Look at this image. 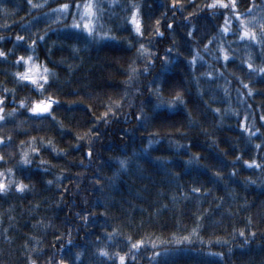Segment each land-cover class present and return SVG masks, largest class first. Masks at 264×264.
Here are the masks:
<instances>
[{
    "label": "trees",
    "instance_id": "16d2710c",
    "mask_svg": "<svg viewBox=\"0 0 264 264\" xmlns=\"http://www.w3.org/2000/svg\"><path fill=\"white\" fill-rule=\"evenodd\" d=\"M65 2L0 0V264H264V37L235 15L264 0H96L108 36L50 19ZM18 56L49 113L17 103L40 98Z\"/></svg>",
    "mask_w": 264,
    "mask_h": 264
},
{
    "label": "snow or ice",
    "instance_id": "6c2138e0",
    "mask_svg": "<svg viewBox=\"0 0 264 264\" xmlns=\"http://www.w3.org/2000/svg\"><path fill=\"white\" fill-rule=\"evenodd\" d=\"M75 2V6L73 7L69 2L65 3H61L59 5L56 6V11L60 14V15H67L69 11H71L72 13V21H71V27L74 28H83L84 31H86L87 33H89L90 35H95V36H108L110 33L107 31L104 32H97L96 28H97V20H98V13L102 12V9L99 6V3L96 2V0H84V3L81 4V0H74ZM109 4L113 3V0H108ZM28 3L31 7H37V5H32V0H28ZM214 3L220 4L221 6L224 5V0H214ZM138 7L139 5H132V11H131V15L128 17V19L131 21V23L134 26V29L137 33H140L141 29H140V21L138 19ZM209 7H212V5L210 4ZM231 7L235 8L236 7V3L235 0H231ZM251 7V5H250ZM51 11V10H50ZM77 13H79V17H77ZM235 15L237 17L241 16V13L236 12ZM59 18V16H58ZM80 21H83V24L81 25ZM226 22H229L227 20L226 17ZM240 23L243 25L244 21L243 19L240 20ZM221 27H223V25H221ZM261 36L264 37V24L261 25ZM226 32L228 31L227 28L224 29ZM189 35H191V33H189ZM240 35L242 37H250L251 39L255 40L256 39V33L255 32H251L250 30H241ZM43 38V37H41ZM18 40L23 39V37L17 36ZM34 43V41H33ZM140 50H142V52H147V49L144 48V45L141 44L139 46ZM221 52H224V49L221 48ZM5 53L3 51H0V56H4ZM227 53H225V59H227ZM17 60H24L25 61V68L23 72H16L15 75L17 77H19L21 80H27L30 81L32 85L35 86V89L40 93V98L39 99H32L31 100V106L29 107V105L26 103V99L22 98L20 99L17 103L21 106V107H25L27 108V110L31 113H49L51 111V106L54 103H57L55 97L51 96V95H47L45 96L43 93L45 92L47 86H48V81H49V75L48 73L50 72V70L47 68V66H41V65H37L35 62H32L31 65L29 66L30 61H32V57L28 56V57H17ZM249 68L252 67L251 64L248 65ZM145 71H147V66H145L144 68ZM260 71L262 73H264V67H262L260 69ZM135 73V69H131L129 70V75H133ZM209 75H211V73H209ZM160 85H157V89H159ZM5 91H8L7 89H5ZM249 91H251V89H249ZM176 98H180V94L179 92L176 93V97H174L173 99ZM182 99V98H181ZM0 101H5V97L4 96H0ZM114 103L118 104L119 101H115ZM171 101H169V105H171ZM109 111H111V108H109ZM4 112V106L2 103H0V120L4 119V115H2V113ZM15 112V109H12L11 111H9L7 113V115L11 116L13 113ZM102 115H107V113H104ZM137 115L139 116L140 114L137 113ZM261 119H264V116L261 117ZM243 127V125H241ZM4 137L0 136V140H3ZM21 143H23V141H21ZM33 151H39V149H32ZM27 154L25 153L24 155H21L20 160L27 164L29 163V160L25 159V156ZM0 159H3V157H0ZM245 164H250V165H256V167H260V165H258L256 163V160H251V161H245ZM126 166V160L125 159H119V167L123 168ZM3 171V170H0ZM8 173L12 172V169L9 168L6 170ZM11 183V179H9V182ZM8 185L5 184L4 182L0 181V192H4L7 190ZM16 189L19 190H23L24 188L27 187V185L23 184V182H18L15 184ZM196 191H199L200 189H195ZM241 235H243V232L241 231ZM183 239H187V237H184ZM141 243H143V241L141 240H137L134 244H132V248H136L138 245H140ZM99 252L103 253L105 256H108L109 253L104 249V248H100ZM77 257H79V253H77ZM118 259L120 261V264H124L125 261V255L120 254L118 256ZM31 264H36L35 260L31 261ZM59 264H65V262L63 260H61L59 262Z\"/></svg>",
    "mask_w": 264,
    "mask_h": 264
},
{
    "label": "rangeland",
    "instance_id": "374dc122",
    "mask_svg": "<svg viewBox=\"0 0 264 264\" xmlns=\"http://www.w3.org/2000/svg\"><path fill=\"white\" fill-rule=\"evenodd\" d=\"M54 14H55L54 17H50V19H57V20L60 19L58 18V16L60 17L59 13L54 12ZM241 19H243L244 24L243 25L241 23L240 24L245 30L253 31L255 28L261 26L262 24H264V4L252 9L248 14L240 16L239 21ZM80 23L82 25L83 21H80Z\"/></svg>",
    "mask_w": 264,
    "mask_h": 264
},
{
    "label": "water",
    "instance_id": "95a60500",
    "mask_svg": "<svg viewBox=\"0 0 264 264\" xmlns=\"http://www.w3.org/2000/svg\"><path fill=\"white\" fill-rule=\"evenodd\" d=\"M158 36L160 37V36H161V34H159V33H158ZM87 156H88V155H87Z\"/></svg>",
    "mask_w": 264,
    "mask_h": 264
}]
</instances>
